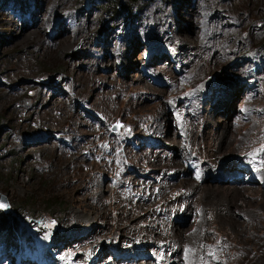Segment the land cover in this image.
<instances>
[{
	"label": "rangeland",
	"instance_id": "obj_1",
	"mask_svg": "<svg viewBox=\"0 0 264 264\" xmlns=\"http://www.w3.org/2000/svg\"><path fill=\"white\" fill-rule=\"evenodd\" d=\"M0 202V264H264V0H0Z\"/></svg>",
	"mask_w": 264,
	"mask_h": 264
},
{
	"label": "bare ground",
	"instance_id": "obj_2",
	"mask_svg": "<svg viewBox=\"0 0 264 264\" xmlns=\"http://www.w3.org/2000/svg\"><path fill=\"white\" fill-rule=\"evenodd\" d=\"M164 114V113H163ZM165 116V115H164ZM166 117V116H165ZM240 140H237V141H235V142H233V140L231 139H227V137L225 138V142H227V147H229L230 149H231V147L233 146V143H238ZM243 141H240V143H238V145H240L241 143H242ZM150 145H153V144H150ZM240 170V172H245L244 170V168L243 169H239ZM230 178H235L234 176H232L231 174L228 176V177H226L225 179H227V180H230ZM221 179V181H223V178H220ZM240 187V188H239ZM239 187L238 188H236L235 189V191H237L238 192V194L237 195H235V196H233V195H230V193H229V189H228V187L226 188V187H215L214 189H205V194L206 193H210V194H215V195H221V197H222V199H220V203L219 204H222L223 206L222 207H224L225 209V212H227V213H232V212H245V211H249V210H251L252 209V205L246 200V198L247 197H249V196H247V190L249 189V188H251V189H253L254 187L253 186H251V187H247V185H239ZM234 189V188H233ZM241 190H242V192H241ZM236 194V193H235ZM212 195V196H213ZM224 195V196H223ZM250 197H254L253 196V194L251 193V196ZM242 198H244V200H245V206L243 207V206H241V207H239L238 205H237V203H236V200L237 199H242ZM218 200V199H217ZM251 213V212H250ZM182 214H184V213H182ZM246 214V213H245ZM251 215H253V214H251ZM181 216V215H180ZM247 217V216H246ZM188 218V217H187ZM232 218V217H231ZM181 220V219H180ZM229 220V219H228ZM233 222L235 223V221L233 220ZM236 224V223H235ZM177 226V227H176ZM176 226H174L175 228L174 229H176V232L178 233L179 231L181 232V229H182V222L181 221H178L177 223H176ZM179 227V228H178ZM164 250V249H163ZM166 251V250H165ZM139 254H141L142 256H145V254H142V253H139ZM172 254V253H171ZM119 256H121V260H128L129 261V258L128 257H131V258H134V259H136L133 255L132 256H130L129 254H121V255H119ZM9 258V257H8ZM130 258V259H131ZM10 259V258H9ZM127 262V261H126ZM164 262H165V260H164ZM171 264V263H170Z\"/></svg>",
	"mask_w": 264,
	"mask_h": 264
},
{
	"label": "water",
	"instance_id": "obj_3",
	"mask_svg": "<svg viewBox=\"0 0 264 264\" xmlns=\"http://www.w3.org/2000/svg\"><path fill=\"white\" fill-rule=\"evenodd\" d=\"M113 125H114L113 126L114 130H117L121 126L120 123H116V124H113ZM0 207L5 208V207H7V205L5 204V202L4 203L0 202Z\"/></svg>",
	"mask_w": 264,
	"mask_h": 264
}]
</instances>
